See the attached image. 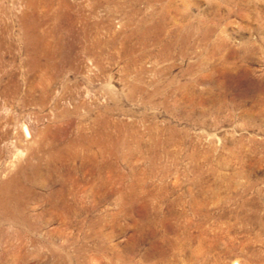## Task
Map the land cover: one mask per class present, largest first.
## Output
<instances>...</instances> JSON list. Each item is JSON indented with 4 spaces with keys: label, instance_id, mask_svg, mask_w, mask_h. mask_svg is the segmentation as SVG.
<instances>
[{
    "label": "rangeland",
    "instance_id": "obj_1",
    "mask_svg": "<svg viewBox=\"0 0 264 264\" xmlns=\"http://www.w3.org/2000/svg\"><path fill=\"white\" fill-rule=\"evenodd\" d=\"M0 264H264V0H0Z\"/></svg>",
    "mask_w": 264,
    "mask_h": 264
},
{
    "label": "bare ground",
    "instance_id": "obj_2",
    "mask_svg": "<svg viewBox=\"0 0 264 264\" xmlns=\"http://www.w3.org/2000/svg\"><path fill=\"white\" fill-rule=\"evenodd\" d=\"M89 58V57H88ZM28 134V133H27ZM29 136V135H28Z\"/></svg>",
    "mask_w": 264,
    "mask_h": 264
}]
</instances>
